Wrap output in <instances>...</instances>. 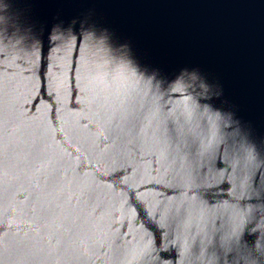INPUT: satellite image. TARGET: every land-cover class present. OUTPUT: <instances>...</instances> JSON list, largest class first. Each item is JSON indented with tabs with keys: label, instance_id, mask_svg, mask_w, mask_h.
Masks as SVG:
<instances>
[{
	"label": "water",
	"instance_id": "obj_1",
	"mask_svg": "<svg viewBox=\"0 0 264 264\" xmlns=\"http://www.w3.org/2000/svg\"><path fill=\"white\" fill-rule=\"evenodd\" d=\"M74 29L115 33L150 72L184 74L206 107L232 117L229 129L264 131V0H0V264H127L117 244L132 237L115 239L130 225L113 169L146 183L169 163L153 155L148 120L133 128L81 91ZM246 200L255 239L242 231L232 248L177 264H264L258 187Z\"/></svg>",
	"mask_w": 264,
	"mask_h": 264
},
{
	"label": "snow or ice",
	"instance_id": "obj_2",
	"mask_svg": "<svg viewBox=\"0 0 264 264\" xmlns=\"http://www.w3.org/2000/svg\"><path fill=\"white\" fill-rule=\"evenodd\" d=\"M73 32L71 71L81 91L94 92L102 107L133 128L148 120L155 129L153 155L161 151L169 161L146 183L119 179L122 172L113 169L112 179L123 187V219L130 225L127 232L116 229L115 239L132 237L117 244L118 258L127 264H177V257L184 261L188 253L200 259L207 249L232 248L242 231L244 240L255 239L245 227L244 205L257 187L264 199V167L256 163L258 155L264 157V131L229 129L232 117L206 107L210 100L194 94L184 74L150 72L115 33ZM72 47L71 40L62 45L65 52ZM31 61L34 65L35 53ZM150 185L157 192L148 198L142 189Z\"/></svg>",
	"mask_w": 264,
	"mask_h": 264
}]
</instances>
